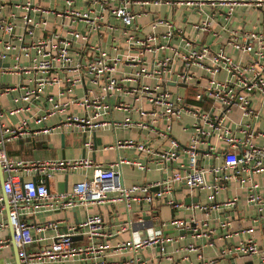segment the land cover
Masks as SVG:
<instances>
[{
	"label": "built area",
	"instance_id": "1",
	"mask_svg": "<svg viewBox=\"0 0 264 264\" xmlns=\"http://www.w3.org/2000/svg\"><path fill=\"white\" fill-rule=\"evenodd\" d=\"M90 2L87 9L73 10L74 0H64L63 13L73 16L72 21L82 20L85 24L84 31L70 30L64 36L58 33L31 39L29 45H20L19 49L29 57L30 69L47 72L43 77L36 79V85L6 86L0 88V94L12 93L19 90L18 97H13L14 107L9 109L10 114L20 111H29L30 103L38 100L45 86L59 83L60 77L50 78V73H65L63 81L66 86L58 92L61 96L65 91L72 92L75 87H84L83 96H69L63 103L55 102L44 113L30 114V119L39 129L30 131L29 122L25 118L17 127L5 128L0 120V175L1 191L7 197L9 205L8 219L12 225L13 236L18 249V257L23 264H48L75 261L80 264H124L117 261L110 263L108 257L112 254L132 253L125 264H146L138 253L147 248L157 247V255H167V245L177 240L174 236L166 235L163 227L171 226L174 229L184 230L189 233V243L178 246L173 251L180 249L188 252L197 250L194 240H209L214 235L215 229L209 224L208 215L218 213L225 209L235 208L238 196L217 201V194L227 184L234 181L244 191L245 202L256 211L252 218L253 223L264 221V192L262 185L255 179V175H264V144H257L255 138L263 134L254 129L249 123L259 116V112L250 106V96L259 94L264 100V35L254 29L237 30L230 28L233 15L239 9L264 8V0H83ZM183 5L184 7L199 8L208 3L215 10V16L224 20L221 28L227 32L226 45L240 53V58L234 59L223 49L214 51L207 45L196 46L191 38L186 37L183 30L175 27L174 23L165 18H154L150 24L151 30L139 37V27L135 19L139 13L134 8L148 5L159 6L162 4ZM29 6V4H26ZM1 8V4H0ZM44 13L51 9L43 8ZM83 10V11H82ZM106 15L113 16L122 30L120 37L123 39L126 51H117V39L112 37L110 48L101 43H92L93 34L99 33V22ZM11 16H14L13 14ZM45 22V21H44ZM213 18L207 17L202 22L192 24L196 32L210 31ZM24 32L33 36V27L37 25L29 15L23 16ZM113 31L112 25H107ZM0 30L10 34L13 26L9 22L0 21ZM178 38V44L173 45V39ZM23 42L24 35L16 36ZM170 53L166 54V48ZM16 45L10 37H0V70L2 62ZM75 50L78 55L85 56V61H77L71 54ZM135 49V50H132ZM138 49V50H136ZM163 50L160 57L157 52ZM147 53H150L149 56ZM247 55V59L243 56ZM19 60V54L15 56ZM179 62V69L174 64ZM192 67H197L207 74L203 94L212 101L213 112H205L199 108L189 107L179 93L166 89L165 81L175 76L180 83H191L195 74ZM14 68H19L15 65ZM75 73L69 76L67 73ZM224 73L222 79L217 78L219 73ZM157 77V82L147 83V79ZM131 83V84H128ZM144 99L150 104L149 109L135 106L128 101ZM202 94L197 93L196 98ZM52 100V97H47ZM70 105L78 106L81 113H67L56 126L45 125L49 115L65 110ZM233 106L241 111V118L235 128H231L229 112ZM113 109L137 113L138 122H132L130 117L114 122L113 126L129 128L133 125L140 128L152 127L162 137L168 139L169 146L159 151L143 141L127 139L116 141V147L134 148L141 154L142 160H149L155 152L164 163L176 160L180 153L187 156V166L183 170H173L169 175L160 180L142 184L126 186L122 182L121 174L117 167L121 163H128L141 170H147V164L140 160L119 159L117 162L103 166L93 162L88 157L79 158H48V159H22L7 155L5 143L12 138L23 137L31 133L50 134L55 128L66 130L75 128L82 133H92L104 129L109 125L103 118ZM215 111V112H214ZM184 114H190L192 132L189 142L181 144L171 136V126ZM2 110L0 109V119ZM249 120H248V119ZM151 129V128H150ZM160 130H162L160 132ZM214 139V143L213 140ZM215 142H220L223 147L219 150L222 162L219 165L207 167L199 164L200 159L217 152ZM93 141H86L85 145L91 147ZM77 167L92 168L91 178H83L74 183L70 190L61 193L49 191V184L55 182L56 174L72 171ZM211 175L212 181H206V175ZM40 178L37 179L36 176ZM121 178V179H120ZM176 184L185 186L189 193L207 190L206 203L194 202L186 205L176 199L174 189ZM264 187V184H263ZM52 199L58 202L56 209L66 210L78 204L101 202H124L129 210L131 202H146L150 206L158 204L169 205L173 209L187 207L192 215L172 217L161 221L157 215L149 214L145 219L137 215L135 219L128 218L119 225L116 233L129 231L130 237L126 241L111 247L105 239L111 235L105 226L100 214H88L85 219L76 225L67 227L64 231L50 236V243L34 249L27 247L34 242H39L45 237V231L54 228L53 222L28 223L25 216L35 212L31 205L38 202L49 203ZM30 209V211H29ZM54 209V207H51ZM5 210L4 198L0 196V213ZM200 212L203 217H197ZM152 215V216H151ZM155 221L158 225L153 223ZM7 219L0 222V228L7 227ZM230 219L224 215L218 218L217 227L229 230ZM252 233L253 225L244 232ZM72 237H81L82 241L75 243ZM8 239L0 240V247L8 245ZM183 247V248H182ZM229 254L235 256H254L264 262V233L260 241L253 238L240 240L236 245L227 249ZM199 264H215L214 258L205 259L202 253H197ZM187 258V257H185Z\"/></svg>",
	"mask_w": 264,
	"mask_h": 264
},
{
	"label": "crops",
	"instance_id": "2",
	"mask_svg": "<svg viewBox=\"0 0 264 264\" xmlns=\"http://www.w3.org/2000/svg\"><path fill=\"white\" fill-rule=\"evenodd\" d=\"M73 10L75 9H87L91 4L83 0H74ZM0 21L9 22L13 26V31L10 34H4L0 30V37L13 39L16 49L11 50L7 57L3 60V69L0 70V88L6 86H21V85H36V79L43 77L47 72L30 69L29 57L24 55V52L20 51V45L27 46L31 39L37 40L41 37L48 36L50 34L58 33L60 35H68L70 30L78 29L84 31L85 24L82 20L72 21L73 16L68 12L63 13L64 0H0ZM29 4V6H26ZM51 9V12L44 13L43 8ZM135 12L139 15L135 19V24L139 27L138 36L141 37L145 33L151 30L150 24L154 18H165L171 20L175 27L183 30L186 37L191 38L196 46L207 45L211 50L217 51L223 49L228 55L234 59L240 58L234 48L226 45L227 32L221 28V24L224 22L220 16H215L216 10L204 3L199 8L184 7L183 5H170L162 4L159 6L148 5L146 7L134 8ZM83 11V10H82ZM14 16H11V15ZM29 15L33 18V21L37 23L33 27V36L24 32L23 16ZM207 17L213 18L211 22L210 31L208 32H196L192 28V24L199 23L207 19ZM45 21V22H44ZM107 25L113 26V31L107 28ZM122 26L117 23V20L111 16L106 15L99 22V35L93 34L92 43H101L106 48H110L112 37L117 39V51L123 53L126 51L125 43L120 37ZM230 28L237 30H256L264 35V8L254 9H239L233 15L229 25ZM24 35L23 42L16 38V36ZM178 44V38L173 39V45ZM135 50V49H132ZM138 50V49H136ZM166 54L170 53V49L167 47L164 51ZM163 50L157 52V56L160 57ZM16 54H19V60L15 59ZM71 54L79 61H85V56L78 55L75 50H71ZM150 53H147L149 56ZM247 59V55L243 56ZM264 63V61H263ZM6 65V66H5ZM18 65L19 68H14ZM175 69H179V62L174 64ZM192 71L195 74V78L191 83H180L176 80L175 76L168 78L165 81V87L173 93H179L189 107L199 108L205 112H213L212 101L203 94V87L207 81V74L197 67H192ZM50 73V78L58 75L61 79L59 83H51L45 86V89L41 97L30 103L29 111H20L14 114L9 113V109L14 107L13 97L16 98L19 95V90H14L11 94H0V109L2 110L1 123L5 128L17 127L19 122L23 119L28 120L30 131L37 130L41 125H36L30 114L38 113L42 114L46 112L53 103H63L69 96H83L85 89L90 87L87 83L84 87L78 85L72 92L65 91L63 95L59 96L58 92L65 89V82L63 78L65 73L58 71V73ZM69 76H74L75 73L68 72ZM224 73H219L217 78L222 79ZM157 77L147 79V83L157 82ZM131 84V83H128ZM190 90L192 94L188 95L187 90ZM202 94L201 98H196V94ZM52 97V100L48 101L47 97ZM128 101L134 103L135 106H141L145 109H149L150 104L144 100H134L131 97ZM251 108L259 112V116L255 120H250L252 127L258 132L264 133V100L259 94H252L250 96ZM81 113L82 109L78 106L70 105L65 110L57 112L54 115H49L45 121V125L56 126L64 116L69 113ZM215 112V111H214ZM231 128H235L236 123L241 119L244 121L246 118H241V111L237 106H233L228 114ZM130 117L132 122H138L139 119L137 113L127 112L123 109H113L110 114L106 115L103 119L109 121V125L104 129H98L92 133H86L85 140H83V133L75 128H69L61 130L55 128L50 134L43 133H31L24 135L23 137L12 138L5 143V151L8 156L13 158H22L36 160L48 159V158H79L88 157L93 162L108 166V164L117 162L119 159L126 160H140L147 164V170H141L136 166L128 163H121V166L117 167L121 174L122 182L124 185L129 186L132 184H142L150 181L160 180L169 175L173 170H183L186 168L188 160L185 154L180 153L178 158L173 161L164 163L162 159L157 155V152L151 156L149 160H142L141 154L137 149L127 147H116V141H124L127 139H134L136 141H143L145 144L153 148V150L159 151L160 149L167 148L169 146L168 139L162 137L159 133L150 128H140L138 126H131L129 128H122L113 126L114 122L122 121L124 118ZM248 119V118H247ZM249 120V119H248ZM192 117L190 114H184L179 120L172 123L171 136L176 138L181 144H187L189 142L190 133L192 132ZM162 130H160L161 132ZM93 141L92 146L89 148L85 145V142ZM214 143V139L212 140ZM257 144H264V135L258 134L255 138ZM218 147L217 152L210 154L209 156L200 159L199 164L207 167L215 164L219 165L222 162V157L219 154V150L223 147L220 142H215ZM92 168L77 167L72 171L60 172L56 174L55 182L49 184V191L52 193L66 192L71 189L74 183L80 181L83 178H91ZM37 179L40 177L37 175ZM206 181L211 182V175H206ZM255 179L262 185L261 191L264 192V175L257 174ZM1 181V175H0ZM175 197L178 201L184 202L186 205L195 202L206 203L207 190L203 189L196 191L192 194L188 189L181 185L176 184L174 189ZM238 196L237 204L235 208L225 209L218 213H211L208 215L209 224L215 229L214 235L209 240L199 239L194 240L197 250L186 251L180 249L175 253L173 250L178 246H186L189 243V233L184 230L174 229L171 226L163 227V232L166 235L174 236L177 240L167 245V255H170L171 259L166 258V254L157 255V247L147 248L138 254L146 261V264H199L197 253H202L205 259L214 258L215 264H264L259 258L254 256H235L229 254L227 249L236 245L240 240L253 238L256 242L260 241L261 234L264 233V221L262 223H253L252 218L256 216V211L252 206L247 205L245 202L244 191L238 187V185L232 181L226 185L224 189H221L217 194V201H223L232 196ZM0 196L3 197V193L0 188ZM58 202L50 199L49 203L38 202L31 205V208L35 212H31L25 216L28 223L43 224L46 222L55 223L54 228H49L45 231L46 239L39 242H34L27 247L28 250H34L43 247L50 243V236L64 231L67 227L76 225V222L81 223L88 214H100L103 218L105 226L110 231L111 235L105 239V242L112 248L117 244L126 241L130 237L129 231L116 233L119 229V225L125 222L128 218L135 219L137 215L148 217L157 215L158 218L168 220L172 217H184L188 219L191 217V209L183 207L181 209H173L169 205L158 204L156 206H150L146 202L132 201L129 210L125 208L124 202H101V203H83L78 204L74 208H67L66 210H58L56 207ZM54 207V209H51ZM6 208V204H5ZM30 211V209H29ZM151 215V216H152ZM224 215H228L230 219L229 230H222L217 227L218 218L223 219ZM197 217H203L200 212H196ZM7 219L6 209L0 213V222ZM155 225H158L153 221ZM253 225L254 231L252 233L244 232V229ZM8 239V245H2L0 247V264H16L14 250L11 245V237L9 227L0 228V240ZM81 237L74 240L75 243L81 242ZM182 247V248H183ZM132 256V253L112 254L108 257V261L124 263L128 258ZM187 257V258H185ZM48 264H80L75 261H67L65 263H48Z\"/></svg>",
	"mask_w": 264,
	"mask_h": 264
},
{
	"label": "water",
	"instance_id": "3",
	"mask_svg": "<svg viewBox=\"0 0 264 264\" xmlns=\"http://www.w3.org/2000/svg\"><path fill=\"white\" fill-rule=\"evenodd\" d=\"M85 137H86V133H83V140H85ZM34 158L37 159V156L35 155ZM1 184H2V180L0 181V186H1ZM2 193H3V191H2ZM3 198H4V202L6 204V208L5 209H6V214H7V223H8V227H9V230H10L11 245H12L13 250H14L15 262H16V264H23L19 260V257H18V249H17V246H16V241H15L14 236H13L12 225H11V222L9 221V219H8L9 205L7 203V197H6V195L3 194ZM196 200L197 199H194V202ZM147 218L148 217L146 216L145 219H147ZM76 224H78V221L76 222ZM76 238H78V237H72L73 240H75Z\"/></svg>",
	"mask_w": 264,
	"mask_h": 264
},
{
	"label": "rangeland",
	"instance_id": "4",
	"mask_svg": "<svg viewBox=\"0 0 264 264\" xmlns=\"http://www.w3.org/2000/svg\"><path fill=\"white\" fill-rule=\"evenodd\" d=\"M187 94H188V95L192 94L191 91H190L189 89L187 90Z\"/></svg>",
	"mask_w": 264,
	"mask_h": 264
}]
</instances>
